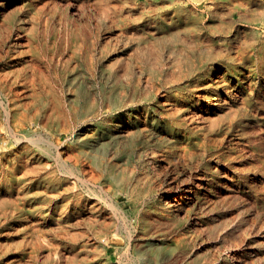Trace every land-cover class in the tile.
Here are the masks:
<instances>
[{
    "label": "rangeland",
    "instance_id": "rangeland-1",
    "mask_svg": "<svg viewBox=\"0 0 264 264\" xmlns=\"http://www.w3.org/2000/svg\"><path fill=\"white\" fill-rule=\"evenodd\" d=\"M168 1L0 0V75L20 73L13 91L0 76V138L5 136V142L0 141L3 264H17L22 256L20 264H86L94 256L105 264H207L210 249L225 254L223 230L217 242L203 237L187 256L172 258L164 251L163 245L182 230L195 231V213L182 212L172 229L163 223L153 228L149 222L153 215L164 219L156 203L168 187L176 186L175 177L183 168L195 172L208 160L217 162L216 155L200 153L187 166L158 158L148 171L138 166L130 183L105 182L110 172L105 167L100 177L81 171L91 155L110 166L122 163L131 148L115 132L122 117L141 103L151 107L165 101L164 72L161 80L148 84L145 67L153 60L167 61ZM200 5L201 0L184 1L190 24L201 25L202 15L211 22ZM20 20L25 43L12 45ZM252 63L257 64V58ZM49 141L61 144L60 158ZM68 146L77 155L67 152ZM79 176H87L89 184L85 186ZM101 188L109 199L125 206L127 219L146 236L130 253L116 250V245H124L119 237L108 250L94 242L73 260L71 194L94 197ZM141 240H152L154 251Z\"/></svg>",
    "mask_w": 264,
    "mask_h": 264
},
{
    "label": "bare ground",
    "instance_id": "bare-ground-1",
    "mask_svg": "<svg viewBox=\"0 0 264 264\" xmlns=\"http://www.w3.org/2000/svg\"><path fill=\"white\" fill-rule=\"evenodd\" d=\"M184 1H168L167 61L153 60L145 67L148 84L161 80L164 72L165 101L151 107L141 103L122 117L115 132L131 145L122 163L110 166L97 155H88L81 171L100 177L105 167L110 171L105 182L130 183L138 166L148 171L158 158L187 166L200 153L216 155L217 162L208 160L206 167L195 172L183 168L175 177L179 179L176 186L168 187L156 203L164 219L153 215L149 222L153 228L163 223L172 229L182 212L195 213V231L182 230L163 245L172 258L187 256L202 244L203 237L219 240L223 230L225 254L210 249L207 264H264V0H201V11L211 21L207 23L202 15L201 25L188 22ZM16 27L18 39L12 45L24 44L21 20ZM255 58L257 64L252 63ZM12 71L0 75L10 91L20 77ZM0 141L5 142V136ZM49 143L60 158L61 144ZM68 150L77 155L71 146ZM86 177L79 176L85 186L89 184ZM69 202L73 260L94 242L108 250L119 237L124 245H116V250L130 253L146 236L137 233L125 206L109 199L103 188L94 197L75 191ZM204 214L207 218L201 219ZM141 241H148L154 251L152 240ZM22 258L15 262L20 264ZM88 261L105 264L96 256Z\"/></svg>",
    "mask_w": 264,
    "mask_h": 264
}]
</instances>
